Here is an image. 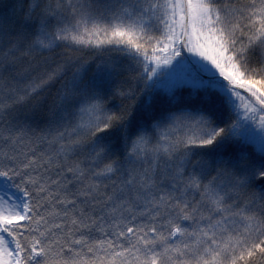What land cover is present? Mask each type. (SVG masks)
<instances>
[{"label": "snow or ice", "instance_id": "1", "mask_svg": "<svg viewBox=\"0 0 264 264\" xmlns=\"http://www.w3.org/2000/svg\"><path fill=\"white\" fill-rule=\"evenodd\" d=\"M0 264H264V0H0Z\"/></svg>", "mask_w": 264, "mask_h": 264}]
</instances>
